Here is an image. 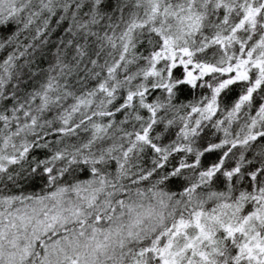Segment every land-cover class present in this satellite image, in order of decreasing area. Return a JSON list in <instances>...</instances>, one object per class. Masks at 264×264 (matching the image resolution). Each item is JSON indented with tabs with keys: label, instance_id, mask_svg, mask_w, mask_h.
<instances>
[{
	"label": "snow or ice",
	"instance_id": "6c2138e0",
	"mask_svg": "<svg viewBox=\"0 0 264 264\" xmlns=\"http://www.w3.org/2000/svg\"><path fill=\"white\" fill-rule=\"evenodd\" d=\"M0 264H264V0H0Z\"/></svg>",
	"mask_w": 264,
	"mask_h": 264
}]
</instances>
